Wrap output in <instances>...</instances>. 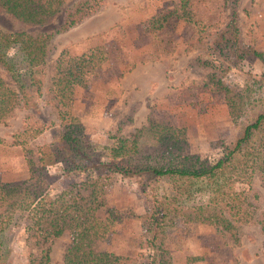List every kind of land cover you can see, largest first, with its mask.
Segmentation results:
<instances>
[{
	"label": "rangeland",
	"instance_id": "obj_1",
	"mask_svg": "<svg viewBox=\"0 0 264 264\" xmlns=\"http://www.w3.org/2000/svg\"><path fill=\"white\" fill-rule=\"evenodd\" d=\"M73 1L63 0L59 11L42 25L24 23L0 8V26L29 32L53 30L60 24L65 7ZM102 10L103 31L88 35L82 44L72 43L70 48H65L75 58L94 46H100L104 54V60L74 94L69 109V113L80 119L85 138L98 146L106 144L109 137L115 135L118 120L122 124L130 122L125 129L132 132L134 107L127 106L126 100L119 99L120 103H115L118 82L137 64L163 61L168 83L156 89L155 97L146 98L144 108L134 114L135 124L142 126L152 121L182 128L190 153L208 164L220 158L222 147L232 144L243 124L250 119L229 114L222 91L209 83L205 85L204 81L214 72L230 88L247 89L251 98L264 100V0H107ZM232 11L235 12L236 38L219 42L218 34L230 20ZM94 30L97 28L93 27L90 33ZM62 33L53 36L50 59L36 74V78H42V95L31 92L34 86L28 87L26 91L31 94L28 103L24 106L14 104L7 117L0 121V134L3 128L13 131L11 136L9 133L6 137L0 136V180L27 183L26 155L11 141L18 125L24 129L30 127V132L24 135L27 156L36 165V149L42 148L44 183L41 186L51 197L83 179L97 162L124 164L99 147L80 162L82 167L76 159L62 160L50 154L55 149L63 152L59 139L61 129L56 119L58 111L50 87L53 60L60 48L69 45L67 36L70 33ZM16 47L9 50L10 55L16 52ZM252 50L262 53L263 58L254 55ZM202 60L209 62L211 67H200ZM0 80L4 89L11 86L1 69ZM42 122L47 127L33 134L43 127ZM32 135H35L33 139ZM48 143L54 145L44 147ZM108 174L110 176L104 178L100 186L104 205L95 214L104 217L105 209L111 208L121 220L95 243V248L129 258L120 264H147L152 260L150 244L157 248V258L163 257L167 264H264V232L258 223L238 224L230 233L217 224L184 221L181 209L171 211L173 207L168 205L165 220L155 228L153 224L150 231H144L147 214L155 203L149 197L157 187H151L146 195L129 177L118 171ZM234 188L245 189L247 200L256 207V212L264 211L263 175L252 174L248 184L236 182ZM253 193L255 197L249 198ZM152 230L156 232L154 239ZM8 237L10 264H23L26 234L16 227ZM69 240L70 235L64 230L46 243L49 264H63Z\"/></svg>",
	"mask_w": 264,
	"mask_h": 264
},
{
	"label": "trees",
	"instance_id": "obj_2",
	"mask_svg": "<svg viewBox=\"0 0 264 264\" xmlns=\"http://www.w3.org/2000/svg\"><path fill=\"white\" fill-rule=\"evenodd\" d=\"M62 3L63 0H0V8L24 23L42 25L59 11ZM106 3L107 0H74L65 7L60 24L53 30L29 32L0 26V69L11 84L4 89L0 80V121L7 117L14 104L24 106L28 103L31 97L26 91L28 87L34 86L31 92L42 95V78H36V74L50 59L54 48L53 36L100 12ZM234 15L232 11L230 20L220 30L219 42L236 38ZM183 19L190 21V18ZM15 46L16 52L10 55L9 50ZM252 53L263 58L262 53ZM103 60L100 46L91 47L76 58L62 49L53 60L50 87L56 101L63 152L61 154L55 149L50 154L54 153L62 160L76 159L82 167L80 162L99 147L124 164L97 162L83 179L51 197L41 186L44 183L42 148L36 149L38 158L35 165L27 156L24 136L31 129L19 126L12 135L11 144L20 146L26 155L29 176L26 184L0 180V264H10L8 234L16 227L26 234L23 264H49L46 243L60 236L64 230L68 231L70 240L64 249L63 264H120L128 260V257L95 248V243L121 220V216L111 208L105 209L104 217L95 214L104 205L100 186L104 178L110 176V171L129 177L146 195L151 187H157L149 197L155 203L147 214L144 231H150L153 224L155 228L165 220L169 205L173 207L171 211L181 209L184 221L217 224L230 233L237 229L238 224L253 222L258 223L264 232V211L256 212V207L247 200L245 189L234 188L236 182L248 184L252 174L264 176V100L251 98L247 89L230 88L214 72L208 74L204 84L209 83L222 91L229 114L250 119L243 124L234 142L222 147L223 155L211 164L188 151L182 128L152 121L129 132L125 127L130 122L122 124L118 120L114 127L115 135L110 136L106 144L98 146L85 138L80 119L69 113V109L74 88L83 86L88 75ZM200 67L208 69L211 64L202 60ZM42 126L33 134H39L47 127L44 122ZM34 137L32 135V139ZM53 145L48 143L44 147ZM251 197L254 198L255 193ZM155 233L152 230L153 239ZM150 245L152 260L147 264H167L163 257L157 258L155 245Z\"/></svg>",
	"mask_w": 264,
	"mask_h": 264
},
{
	"label": "crops",
	"instance_id": "obj_3",
	"mask_svg": "<svg viewBox=\"0 0 264 264\" xmlns=\"http://www.w3.org/2000/svg\"><path fill=\"white\" fill-rule=\"evenodd\" d=\"M104 10H101L100 12L86 18L79 24L69 28L68 30L64 31L62 34L66 33L69 34L67 37L70 39L67 44V46H64L63 48H60L59 52L62 49H68L70 48V45L73 44H79L83 42V40L90 34H95L98 32H102V23L104 22V19L100 18L102 17V14ZM100 24V25H99ZM95 27L97 30H94L92 33H90L91 29ZM58 52V54H59ZM57 54V56H58ZM56 56V57H57ZM166 71V64L165 62H156L154 64L149 65H135L130 72L125 73L123 77L118 82V94L115 97L116 104H119L120 100L128 103L127 106H133V122L132 127H140V124H135V116L134 114L137 113L141 108H144L146 105V98L149 96L155 97L156 95V89L159 87H164L168 83V79L165 75ZM80 88V86H76L74 88L73 94L77 92V90ZM132 107V108H133ZM129 108V107H128ZM129 111V110H127ZM20 125H18L15 129H18ZM9 128H3L2 133L0 136L6 137L9 133L11 136L10 131H8ZM9 136V137H10ZM11 139V137H10Z\"/></svg>",
	"mask_w": 264,
	"mask_h": 264
}]
</instances>
